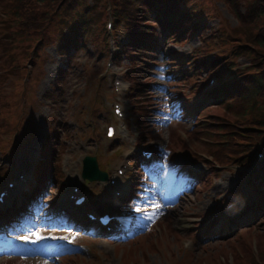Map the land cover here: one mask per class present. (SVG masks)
Returning <instances> with one entry per match:
<instances>
[{
    "label": "rangeland",
    "instance_id": "374dc122",
    "mask_svg": "<svg viewBox=\"0 0 264 264\" xmlns=\"http://www.w3.org/2000/svg\"><path fill=\"white\" fill-rule=\"evenodd\" d=\"M109 1L0 0V188L14 183L0 209L24 203L20 214L12 212L16 220L0 217L14 241L0 242V264H264V204L244 173L252 150L264 145V82L250 98L198 96L224 60L235 66L223 64L227 74L264 67L256 0H174L201 26L197 36L167 35L161 59L129 42L116 46L136 17L162 36L152 16L139 14L140 0L123 1L132 20L107 27L114 20ZM76 23V42L60 47ZM128 51L141 59L130 61ZM174 53L184 64L195 57L198 74L170 75L180 69ZM206 58L215 68L205 70ZM132 66L139 76L126 75ZM109 123L116 129L110 138ZM143 148L153 149L146 171L136 163ZM85 154L97 156L107 180L81 176ZM73 186L87 201L72 209ZM30 188L41 191L36 201L21 196ZM237 198L261 210L246 221L223 217ZM87 210H110L123 222L111 231L87 225ZM229 221L227 233L217 232Z\"/></svg>",
    "mask_w": 264,
    "mask_h": 264
},
{
    "label": "trees",
    "instance_id": "16d2710c",
    "mask_svg": "<svg viewBox=\"0 0 264 264\" xmlns=\"http://www.w3.org/2000/svg\"><path fill=\"white\" fill-rule=\"evenodd\" d=\"M47 0H37V4H41L42 2H45ZM111 1V0H110ZM123 1H125V4L129 2V0H122L121 3L117 6L115 2H110V8H116L118 11H116V16L114 17L116 21H118L120 18L124 19L125 21H128L129 19L132 20L131 15L128 11H126L125 5L123 4ZM136 1V0H133ZM132 1V4H133ZM139 3L141 4V10L142 13H139L141 16H152L153 21L156 22V30L158 31L159 36H162L161 38L157 37L158 35H155L154 29L155 25L152 23H148L147 21L141 22L139 21L140 17H136V20L133 22L132 25L128 26V28L133 29L132 31L127 32V37L131 46H135L140 49H137V51L141 53H145L152 55L157 54V56H161L163 53V46L161 45L164 41H166V36H174L176 40H181L182 38H186L187 36H191L195 34L198 35L197 30L200 28L199 21H196L192 18H189L188 16H184L183 12L178 2H175L174 0H140ZM69 7V6H68ZM177 12V14L175 13ZM238 18V11H235ZM252 16H255L256 20L260 21L262 25L264 26V2L263 0H256L253 6ZM131 24V23H129ZM136 26V27H135ZM143 27V28H141ZM79 26L78 23L74 25V28H70L68 31L66 30L65 33H63L64 36L59 43L60 47H71L72 44L76 42V31L78 30ZM74 34V35H73ZM259 45H257V49L260 52L264 51V38L261 40H258ZM124 43H121L122 46ZM130 49V48H129ZM257 49H255L256 52H259ZM130 52V53H129ZM255 53L256 55H259ZM128 59L131 61L133 58L141 59L140 56L134 55L133 52L128 51ZM132 53V54H131ZM140 53V54H141ZM263 56V55H259ZM195 57L191 58L189 60V67L191 69L195 68V65L193 64V59ZM177 59V57H176ZM176 59L175 62H176ZM204 62V61H203ZM206 62V63H205ZM204 65L209 64L210 62V69L215 68L217 65V62L213 60L211 61H205ZM225 62H229L227 60H224ZM224 63L220 64L218 68L214 70L216 74H218L221 78L225 76V73L223 72ZM136 66L129 67L126 71V75L128 77L133 76H139L138 73H134ZM224 74V75H223ZM264 82V67L260 69H256L252 72H245L240 75L233 74L232 77L228 80H221L219 79V82L209 88V90H206V94L211 96V98H218L221 99L227 94H239L242 96H245L247 98H250L252 94L258 90L261 86V84ZM256 150L253 149L250 153L251 158L255 156ZM263 163V164H262ZM262 170H264V158L261 161ZM262 190L259 189V191L263 192L264 197V180H262ZM260 210V209H259ZM258 211V209H257ZM256 211V212H257Z\"/></svg>",
    "mask_w": 264,
    "mask_h": 264
},
{
    "label": "water",
    "instance_id": "95a60500",
    "mask_svg": "<svg viewBox=\"0 0 264 264\" xmlns=\"http://www.w3.org/2000/svg\"><path fill=\"white\" fill-rule=\"evenodd\" d=\"M82 175L89 179H105L107 177L106 172L98 168L94 155H85L83 157Z\"/></svg>",
    "mask_w": 264,
    "mask_h": 264
},
{
    "label": "snow or ice",
    "instance_id": "6c2138e0",
    "mask_svg": "<svg viewBox=\"0 0 264 264\" xmlns=\"http://www.w3.org/2000/svg\"><path fill=\"white\" fill-rule=\"evenodd\" d=\"M33 235H35L37 239L40 238L38 233L37 234H33ZM21 239L29 240V239H31V236H24V237H21Z\"/></svg>",
    "mask_w": 264,
    "mask_h": 264
},
{
    "label": "bare ground",
    "instance_id": "6f19581e",
    "mask_svg": "<svg viewBox=\"0 0 264 264\" xmlns=\"http://www.w3.org/2000/svg\"><path fill=\"white\" fill-rule=\"evenodd\" d=\"M77 1H78V0H77ZM184 2H185V1H184ZM76 3H77V2H76ZM76 3H75V4H76ZM79 3H80V2H79ZM84 3H86V1H83V4H84ZM86 4H87V3H86ZM86 4H85V5H86ZM85 5H84V7H86ZM192 5H193V4H192ZM192 5H191L190 7H192ZM78 6H81V5L78 4ZM78 6H77V7H78ZM186 6H187V5H186ZM81 7L83 8V6H81ZM88 10H89V9H88ZM188 10H189V8H188ZM190 10H191V8H190ZM110 231H111V230H110ZM113 231H114V230H113Z\"/></svg>",
    "mask_w": 264,
    "mask_h": 264
}]
</instances>
